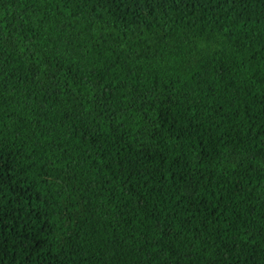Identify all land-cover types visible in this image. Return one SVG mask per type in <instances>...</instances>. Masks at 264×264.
<instances>
[{"label": "trees", "instance_id": "1", "mask_svg": "<svg viewBox=\"0 0 264 264\" xmlns=\"http://www.w3.org/2000/svg\"><path fill=\"white\" fill-rule=\"evenodd\" d=\"M0 264H264V0H0Z\"/></svg>", "mask_w": 264, "mask_h": 264}]
</instances>
